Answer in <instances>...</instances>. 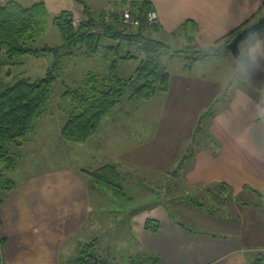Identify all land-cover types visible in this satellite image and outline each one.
I'll use <instances>...</instances> for the list:
<instances>
[{
	"label": "crops",
	"instance_id": "1",
	"mask_svg": "<svg viewBox=\"0 0 264 264\" xmlns=\"http://www.w3.org/2000/svg\"><path fill=\"white\" fill-rule=\"evenodd\" d=\"M34 1H42L49 14L56 16L62 11H72L74 17L79 16L80 19V7L76 0ZM86 1L95 13H112L109 8L116 3L150 1L158 15L163 40L181 44L180 47L172 45L175 49L187 46L181 29L189 21L192 23L189 29L193 30V24L197 29L194 36L196 48L206 54L217 51V41L264 10V0ZM257 41L260 50L256 53V63L248 81L264 91L263 33L252 47L256 46ZM222 47L225 46L222 44ZM247 51L250 56V49ZM226 54L229 53L224 51L220 57ZM174 58L177 57L165 59ZM177 60L183 61L184 57L179 56ZM214 62L197 63L200 68H207ZM233 67L235 71L234 59ZM234 71L226 86H220V94L229 86ZM225 74L224 81L227 79ZM180 80L175 84L170 75L168 93L176 92L177 89H191L192 79L184 74ZM263 115L264 107L260 103L242 88L232 89L228 103L219 110L210 128L216 141L195 153L192 166L186 170L184 185L206 189L216 183H225L234 195L241 193L245 186L264 193V120L260 121ZM15 156L19 157L17 153ZM19 168L17 163V168L11 172L15 179L22 180L18 177ZM0 171H4L3 168ZM5 173L4 178L9 172ZM54 175H58L60 180H52L51 175L27 173L21 184L10 179L12 188L0 191V238L5 239L1 251L2 264H71L84 245H88L90 251L104 253L117 264H127L129 255H135L139 250L159 257L160 264H252L256 253H264L263 208L242 206L234 198H229L235 201L232 205L236 211L235 218L218 220L213 217L211 223L227 230L223 234H210L199 230L200 219L205 220L208 216L210 220V213L186 210L182 205L175 206L185 219L191 217L189 220L192 224H189L181 219L174 222L163 202L134 211L128 208L115 211L113 199L116 197L108 190L102 191L90 183L84 186L80 180L72 181L66 171ZM226 203L225 200L223 204ZM112 213L119 214V223L122 222L125 227L127 225L128 232L123 233L122 238H116L121 230L112 228L114 237L107 246L101 247L96 236L102 225L100 215L108 217ZM147 219L160 223L157 233L145 229ZM107 220L106 224L112 222L113 227L118 224L117 219ZM182 221L190 230L179 224ZM114 248L118 253L111 252ZM122 252L124 255L126 253L123 259L120 258Z\"/></svg>",
	"mask_w": 264,
	"mask_h": 264
},
{
	"label": "rangeland",
	"instance_id": "2",
	"mask_svg": "<svg viewBox=\"0 0 264 264\" xmlns=\"http://www.w3.org/2000/svg\"><path fill=\"white\" fill-rule=\"evenodd\" d=\"M10 1H16L24 7H29L36 2L34 0H0V5L3 6ZM126 7L129 8V4L126 2L116 3L111 5L109 10L115 14ZM112 13L106 14V19L109 21L113 20L111 15L114 14ZM117 14L119 15V13ZM54 17V14H50L47 32L32 43L33 47H56L62 44L61 35L53 24ZM74 21L77 26L80 22L79 16L74 17ZM262 33L253 35L256 39L252 40L251 45ZM159 38L162 39V37ZM104 42L105 44L109 43V41ZM175 43L170 41L168 44L174 47L181 46L178 42ZM248 48L245 45L246 51ZM185 56L183 61L177 60L178 58L164 59L163 68L171 75L175 84H178L176 81L180 80V77L184 74L187 75L193 80L191 89L157 93L152 100L148 101L131 100L129 99L130 92H128L120 104L103 120L94 137L86 143L74 144L64 141L61 137L64 124L69 116L76 111L72 97H67L65 92L82 88L88 74L103 75L108 72V61L105 60L103 53L90 58L76 50L72 59L64 61L61 78L54 84L46 112L38 121L34 132L23 141L20 147L14 145L11 148L12 156L20 167L18 177L24 180L27 173L31 175L40 173L51 175L52 180L58 181L60 177L54 174L66 171L72 181L80 180L84 186L90 183L98 187L91 174L103 166H115L121 174L122 185L126 190H124V198L113 199L115 211L127 208L134 211L146 208L153 203L166 202L170 210L178 215V218L192 224L189 220L191 217L185 219L171 202V199H179L180 202L177 206L182 205L186 210L208 214L205 210H198L195 206L185 203H189V200L192 199L194 202L201 201L204 206L213 210V214H208L210 220L207 215L205 220L200 219L199 230L210 234H223L227 229L216 227L211 221L214 220L213 217L218 220L235 218L236 211L232 206L235 201L229 200V197L226 199V205L223 204L221 202L223 199L216 195L217 193L208 190L212 185L207 186L206 189L189 188L184 185V176L186 170L193 164V157L187 160L182 171L175 172V170L185 154L195 153V145L189 146V143L197 120L206 109L210 108V104L220 94L218 91L220 86L223 88L224 85L226 86V82L228 83L232 78L233 56L231 53L226 54L207 68H200V65L193 60L197 54L189 52ZM5 57L4 54L2 59ZM16 61L21 64L13 68L4 67L1 69L4 81L9 85L20 79L34 82L42 78L54 63V56L23 55ZM234 62L236 63L235 60ZM138 65L137 61L121 62L116 74L122 78H128L134 75ZM9 69L11 73L10 76H7L6 72ZM225 73H227L226 81H224ZM15 153L19 157L15 156ZM4 167L5 164L0 163V169L4 170L0 171V191L10 190L9 187L12 184L10 179L16 181L17 184L22 182V180L15 179L14 173L11 171L4 178L5 172H8ZM106 217L100 215L102 225L99 226L97 231L99 233L96 235L101 247L107 246L110 239L112 240L114 237L112 228L116 231L121 230L116 238H122L121 235L128 232V226L125 227L122 222V224L119 223L121 221L119 214L112 213L107 217L110 220H118L115 227L112 222L106 224L108 221ZM116 250L114 248L111 252L118 253ZM258 254L260 253H256V257ZM125 255L122 252L120 258L123 259ZM132 257L134 254L129 255L127 262Z\"/></svg>",
	"mask_w": 264,
	"mask_h": 264
},
{
	"label": "trees",
	"instance_id": "3",
	"mask_svg": "<svg viewBox=\"0 0 264 264\" xmlns=\"http://www.w3.org/2000/svg\"><path fill=\"white\" fill-rule=\"evenodd\" d=\"M76 1L81 14L79 24L75 25L72 11H62L53 18V24L61 35L62 44L43 48H35L32 43L44 36L48 30L50 14L45 4L36 2L29 7H24L16 1H10L3 6L0 5V163L5 164V170L8 172L17 168V162L11 155L10 148L14 145L20 146L34 132L38 121L46 112L53 86L61 78L64 61L72 59L76 50L90 58L103 53L105 60L108 61L107 73L88 74L82 88L65 92L67 97H72L76 111L64 124L61 137L66 142L82 144L98 133L103 120L120 104L128 92H130L131 100L148 101L152 100L157 93L169 91L170 74L163 68V60L166 57H184L191 52L197 54L193 58L196 63L214 62L239 32L264 14L263 10L253 16L238 29L217 41L216 46L219 48L215 53L206 54L196 48L194 36L197 29L193 24V30H190L189 24L192 23L189 21L181 29L186 37L187 46L175 49L159 38L162 32L161 27L158 23L149 22L147 18L149 12L154 11L150 1L129 3L128 9L133 18L139 21L138 25L124 24L120 20V14L111 15L113 20L109 21L106 19L107 13L93 12L86 0ZM260 32L264 34V28L258 33ZM104 41L109 43L105 44ZM222 44L225 47H222ZM242 44L243 42L240 46ZM4 54L6 57L2 59ZM23 55L34 57L53 55L54 63L42 78L34 82L20 79L12 85L5 83L1 69L19 66L21 63L16 59ZM131 61L139 63L134 75L128 78L118 76L116 71L119 63ZM243 71L241 61L240 64L236 62V75L229 86L215 98L210 108L199 116L189 143V146L195 145V153L198 149L208 147L211 142L216 141L210 128L219 110L228 103L232 89L242 88L264 107L263 90L253 86L249 81L243 86L237 82L239 74ZM10 73L9 69L6 75L10 76ZM263 120L264 115L260 121ZM195 153L185 154L175 172L182 171L187 160ZM91 175L98 187L108 190L115 197H125L122 177L115 166H103ZM208 190L217 193L216 195L223 199L222 203L230 197L242 206L264 209V193L251 186H245L237 195H234L232 189L225 183H216ZM171 202L177 206L180 200L171 199ZM185 203L213 214V210L204 206L201 201L194 202L190 199L189 203ZM163 205L174 222H177V219L180 220L178 215L170 210L168 203L163 202ZM179 224L190 230L183 221ZM145 229L150 233H157L160 230V223L147 219ZM4 243L5 239L1 238L0 264H2L1 249ZM84 252L97 253L96 250L90 251L88 245H84L71 264H80L83 261L81 255ZM127 264H160V259L151 253L139 250ZM252 264H264V253L258 254Z\"/></svg>",
	"mask_w": 264,
	"mask_h": 264
},
{
	"label": "built area",
	"instance_id": "4",
	"mask_svg": "<svg viewBox=\"0 0 264 264\" xmlns=\"http://www.w3.org/2000/svg\"><path fill=\"white\" fill-rule=\"evenodd\" d=\"M147 18L148 21L152 23H157L158 21V15L155 11L149 12ZM120 20L124 24H139V21L133 18V15L129 9L123 11L120 14ZM81 256L83 258V261L80 264H117L113 259L102 252H97L95 254L84 252Z\"/></svg>",
	"mask_w": 264,
	"mask_h": 264
},
{
	"label": "clouds",
	"instance_id": "5",
	"mask_svg": "<svg viewBox=\"0 0 264 264\" xmlns=\"http://www.w3.org/2000/svg\"><path fill=\"white\" fill-rule=\"evenodd\" d=\"M254 39H256L255 36L246 37L243 44L238 50V57L244 68V71L239 74V79L237 81L241 86L245 85L248 82L251 69L256 63V53L260 50L259 41H257L255 47H252L251 42ZM245 45L249 47L252 53L250 56L249 52L245 50ZM234 75H236L235 71Z\"/></svg>",
	"mask_w": 264,
	"mask_h": 264
},
{
	"label": "water",
	"instance_id": "6",
	"mask_svg": "<svg viewBox=\"0 0 264 264\" xmlns=\"http://www.w3.org/2000/svg\"><path fill=\"white\" fill-rule=\"evenodd\" d=\"M264 28V14L258 18V20L248 27L239 32L234 39L225 47V51L231 53L233 59L240 64V60L238 57V50L240 48V44L244 42L246 37L253 36Z\"/></svg>",
	"mask_w": 264,
	"mask_h": 264
}]
</instances>
